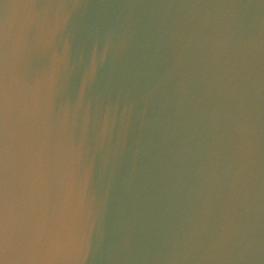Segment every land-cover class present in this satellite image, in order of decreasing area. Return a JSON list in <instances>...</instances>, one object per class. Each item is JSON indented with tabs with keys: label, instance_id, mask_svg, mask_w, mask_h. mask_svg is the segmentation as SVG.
<instances>
[{
	"label": "water",
	"instance_id": "95a60500",
	"mask_svg": "<svg viewBox=\"0 0 264 264\" xmlns=\"http://www.w3.org/2000/svg\"><path fill=\"white\" fill-rule=\"evenodd\" d=\"M35 2L43 9L50 0ZM68 3L72 60L79 66L54 95L49 156L69 135L80 141L82 118L72 107L80 76L94 47L109 44L110 52L88 92L93 118L83 158V167H91L85 226L77 249L61 253L59 264H264V0ZM19 26V20L12 24L13 34ZM34 36L32 27L28 40ZM47 62L30 44L14 55L11 37L0 49V85L9 101L7 127L0 121L4 264L41 254L34 245V253L26 251L25 233L46 238L75 195L49 172L48 197L34 202L28 181L36 129L24 85ZM146 62L163 79L151 95L131 84ZM109 101L118 105L117 121L102 155L94 150L95 112L98 102L103 108ZM242 133L247 172L242 192L235 193ZM80 181L77 176V186Z\"/></svg>",
	"mask_w": 264,
	"mask_h": 264
},
{
	"label": "clouds",
	"instance_id": "9594fccd",
	"mask_svg": "<svg viewBox=\"0 0 264 264\" xmlns=\"http://www.w3.org/2000/svg\"><path fill=\"white\" fill-rule=\"evenodd\" d=\"M2 2V0H0ZM74 7V6H73ZM4 24L0 27V49L7 48L11 37V48L14 55L31 46V50L48 57L47 64L40 70L31 84L24 85L26 96L32 102L31 122L35 126L36 152L29 162L28 181L33 192L34 202L44 201L48 197V174L54 173L74 193L66 201L56 227L46 238H33L25 233L22 242L27 252L35 248L42 249L41 254H31L23 264H59V255L77 249L80 234L85 226L86 215L84 192L91 175V167H83V158L89 151L87 133L89 123L93 118V102L88 97L89 90L95 85L99 69L109 57L110 45L103 49L94 47L91 57L80 76L79 94L73 107L74 115L82 118V133L80 141L74 142L69 135L58 143L55 154L49 156L47 141L49 129L47 122L52 110L53 98L58 87H66L70 77L79 64L74 63L71 54V32L73 10L68 0H50L43 9H38L35 0H9L3 3ZM225 14L218 13V17ZM20 21L19 28L13 34L12 24ZM27 25V27H26ZM35 27V36L29 41L28 31ZM124 43H121L123 48ZM82 59V58H81ZM156 68L152 62H146L137 73L138 78L131 81L133 88H142L148 95L156 92L163 83L154 73ZM8 92L0 85V121L7 127ZM118 106V105H117ZM117 106L109 101L103 108L98 102L95 112L96 140L95 151L106 155V145L110 142L111 132L117 121ZM127 111V109H125ZM67 126V119L61 126ZM245 133L240 137V167L233 173V189L235 193L243 190L246 179L247 143ZM4 171L6 174V160ZM80 176L79 186L76 177ZM211 187V184L209 185ZM4 225H0V250L4 244ZM0 264H4L0 260Z\"/></svg>",
	"mask_w": 264,
	"mask_h": 264
}]
</instances>
